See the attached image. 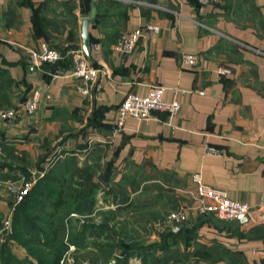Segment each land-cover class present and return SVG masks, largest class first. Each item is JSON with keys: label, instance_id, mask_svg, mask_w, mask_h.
Here are the masks:
<instances>
[{"label": "crops", "instance_id": "0c3cea01", "mask_svg": "<svg viewBox=\"0 0 264 264\" xmlns=\"http://www.w3.org/2000/svg\"><path fill=\"white\" fill-rule=\"evenodd\" d=\"M71 1L0 0V66L24 99L40 93L36 113L17 111L1 134L36 156L43 174L57 158L53 154L64 150L108 168L106 189L113 192H138L133 185L141 175L166 187L197 190L191 177L195 174L232 200L260 206L264 0H198L200 6L197 0H84L85 15L77 8L83 0ZM83 18L92 20L90 46L98 47L90 48L88 58L100 69L93 83L71 75L69 55L67 67L63 58L60 68L34 64L32 54L44 45L81 46ZM148 24L159 31L146 30ZM135 28L142 36L133 52L123 56L113 45L123 32ZM183 54L196 55L198 64L182 66ZM219 66L229 73L220 75ZM153 85L164 88L163 100L177 102L178 111L128 118L119 128L116 111L123 99L129 94L146 96ZM116 197L112 194L108 202L118 204ZM27 205L24 212L31 222L23 241L29 244L13 239L10 247L18 260L40 264L30 249H45L37 240L45 236L41 208L48 203ZM11 207L0 201L1 213H10ZM71 215L69 244L93 253L85 240L96 232L102 238L106 230L96 224H90L95 229L83 227V217ZM237 230L240 234L217 231L212 223L199 225L200 241L214 248L210 264H264V225ZM207 261L202 259V264Z\"/></svg>", "mask_w": 264, "mask_h": 264}, {"label": "rangeland", "instance_id": "374dc122", "mask_svg": "<svg viewBox=\"0 0 264 264\" xmlns=\"http://www.w3.org/2000/svg\"><path fill=\"white\" fill-rule=\"evenodd\" d=\"M77 8L79 9V5ZM149 25L156 26L159 31V27L157 25L148 24V26ZM145 29L148 30L147 28ZM136 30L141 31L140 28H135L131 31L123 32L122 34H131ZM115 45L116 43L113 45L114 49ZM130 54L122 55L128 56ZM197 64L198 57L193 66H196ZM220 67L226 68L229 73V69L227 67L219 66L218 69ZM1 79L4 80L0 76V83L2 84L0 85V126L4 127H0V129L4 130V128L6 129L8 126L7 123L14 118L17 111L24 110V103L27 98L24 99V95L20 92V90L17 91L13 85H10L11 87L9 86V88L4 90L6 88L7 81L4 82ZM39 95L40 93L35 91L29 98L35 96L39 98ZM37 105L38 100L34 106L35 111L31 116L36 113ZM15 139L19 141L23 140L21 137H17ZM1 140L3 143H0V201L5 202L7 205H13V207H11L10 213H2L5 231L2 236L0 235V243L5 240V235L7 236V234L11 232V216L15 211V206L22 201L19 197L20 192L26 188L28 184L33 182L30 186L31 188L34 185L35 180L40 176L46 175L48 169L53 167L55 163L61 161L60 164H57V166L58 168H62L64 166L62 161L66 160L65 158L69 156H73L74 158V160H66L67 162H65V166L71 170V172L66 175H61L60 177L54 176L57 179L53 180V184L60 183L59 181L62 180L61 186L64 193L66 192L65 194H67L66 196L68 199L71 198L70 194L73 192L72 189H76L80 183L90 185L91 182L95 183L98 180V174L96 175V171H93V175L87 178H85L84 174L77 173V166L79 167L80 165L88 164L86 158H84L82 154L77 156L78 154L64 151L62 154L57 156L55 161H52V163L47 166L43 174L40 169L41 162H39V159H37L36 156H32L26 149H23L22 145H20L23 142L18 143L20 145L19 147L15 142H12V139H3L0 131V142ZM3 145L10 148L13 147L14 149L12 152L5 151L6 147H3ZM72 164L73 167L71 166ZM91 166L94 165L92 164ZM94 168H96V166H94ZM194 175L191 177L197 190L189 187H166L164 182L154 183V181L151 182L148 179L145 180L146 177H143L142 175L138 177L136 183L135 180L133 181V183H135L133 187L135 186L138 192H135V190L123 192L117 188L114 192L110 191V189H106L104 192L103 190L98 189L94 194L96 205L93 207L94 210L92 209V214H90L91 216L93 215V217L86 218L85 214L78 216L83 217L82 221L86 220L88 224H96L98 226L104 224V220L107 219L109 221L108 224L111 231L106 230L105 235L104 237L102 236V238L99 236L100 234L96 232L94 233V236H90L85 240L87 242L86 245H88L93 253L82 251L81 247H79V251H77L74 247L72 252V257L74 259L73 264H104L106 261L109 262V264H154L156 263V260H159L157 264H187L188 262L189 264H202V261H193V259H189V256L184 254L186 251H194L195 246L193 245L189 249H186V246L181 239L177 240L178 242L174 241V243L167 246L165 249L161 248L160 245L162 242L161 240L168 237H164V235L173 229L175 225L170 228L162 229V227L159 226V223L165 221L172 213L176 211L183 212L187 218V220L183 222L186 223V226L196 224L202 217L213 215L210 213L201 216L197 215V208L200 206V198L198 194V186L193 179ZM128 177L130 180L131 176ZM112 194L116 195V198L120 200L118 204L108 202V200H111ZM70 200V207L73 208V197ZM71 216L72 215H70V218H72ZM198 218L200 219L197 221ZM65 219L64 221H66ZM87 219L89 220L87 221ZM67 223L70 230L68 232L66 231V234L69 235L64 234L65 237H63V239L68 242V237L70 239L72 232L71 224L73 223L71 221ZM262 224L264 225L261 221L250 223L248 225H244L243 223L241 227H254ZM113 238L115 240L112 241ZM22 239H24V237H17L15 238V241L20 244L22 243ZM120 240L126 244H138L139 247L147 246L156 242L159 246L151 248L148 252L144 251L143 253H138L135 251L130 253L127 257H122L120 254L115 252V250L119 248L118 241L120 242ZM198 240H202V237H199ZM42 249L43 248H41V251L30 249L33 257L38 258L40 263H43L44 259L48 257L49 252L48 249ZM176 250H179V255L174 253ZM177 257L180 259L179 261H177ZM210 263H212V260L207 261L205 264Z\"/></svg>", "mask_w": 264, "mask_h": 264}, {"label": "trees", "instance_id": "16d2710c", "mask_svg": "<svg viewBox=\"0 0 264 264\" xmlns=\"http://www.w3.org/2000/svg\"><path fill=\"white\" fill-rule=\"evenodd\" d=\"M71 1V0H70ZM198 1V0H197ZM72 2V1H71ZM83 0L82 2L80 1L79 7H80V12L85 15L87 12V4ZM198 6H200L199 1L197 2ZM64 48V49H63ZM62 48V52H65V55L62 56L63 62L62 65L65 67L68 66V63H65V60L68 59V54L66 52V49L69 48V46H65ZM43 65L50 67L53 66V68H60V65H54V63H44ZM0 76L4 79L2 81H7L6 90L9 88V86L13 85L12 79H10L4 69L0 66ZM0 85H2L0 83ZM10 86V87H11ZM3 139H7V137L4 134H1ZM0 143H3L2 140ZM1 147V145H0ZM3 147H6L5 151L12 152L13 147H7L3 145ZM64 150L60 151L59 153L53 154V157H57L58 155L62 154ZM56 159V158H55ZM66 160H74L73 156H69L65 158ZM66 160L62 161L63 162V167L58 168L57 164L60 162L55 163L53 167L48 169L46 175L40 176L35 180L34 185L23 195L22 201L19 202L15 207V211L13 212L11 216V232L5 235V240L0 243V264H32L27 260H18L14 254L11 251L10 247V242L15 240L17 237H23L24 230L28 225L30 224L29 222L30 219L28 217V214L24 212V208L26 207L25 205L28 204V202L31 201H36L41 200L42 202L45 201L48 203L47 206H42V211L45 212L44 218L46 219V224L44 228V238L41 240L39 238L37 241L40 243L41 246H43L45 249H48V257H46L43 261V263L40 264H59L60 260L63 258L66 250L68 249V246L70 245L69 242H71V237L69 239L68 237V242L63 239L65 237L64 234H66V224L70 218V215L72 213L81 215L85 214L86 218L88 217H93L90 214L93 212V207L96 205L95 204V199H94V194L95 192L100 189L103 190L104 192L106 191V187L109 181V170L108 168H100L99 165L93 164L96 166H91L92 164H85V165H80L79 167L77 166L76 171L78 174H84L85 178L90 177L93 175V171H96V175L98 174V180L97 182H91L89 184L85 183H80L76 189H72V193L70 194V197H73V204L74 207H70L71 203V198H67V194L64 193V190L62 189V180L59 181L60 183L53 184V180L57 179L55 178L60 177L61 175H66L67 173H70L71 170H69L65 165ZM73 167V164L71 165ZM55 176V177H54ZM54 177V178H53ZM109 190V189H107ZM111 191V190H110ZM109 191V192H110ZM112 193V192H110ZM28 206V205H27ZM93 209V210H92ZM98 212V211H97ZM90 215V216H89ZM69 217V218H68ZM84 217V218H85ZM2 213L0 212V235L2 236L4 233V224L2 220ZM67 218V219H65ZM64 219L66 221H64ZM200 218L197 219V221ZM89 219H87L88 221ZM104 224L99 225V228H102L104 230H110L108 220H104ZM86 220L84 221L83 227H88L90 226L91 228L95 229L93 225L88 224ZM215 230L221 231V232H227V233H235V234H240V231L237 229H229V230H221L217 227H215ZM69 235V234H66ZM61 237V239H60ZM193 237V238H192ZM200 237L199 235V225H196L193 228L187 227L183 229L182 231L178 233H172L170 236H168L165 239H162L161 241V248L165 249L167 246H170L174 241H177L181 239L186 246V249L190 248L191 246H195L194 251H186L184 254L189 256V259H193L194 261H202L204 260H211L214 258L213 252L211 251L212 246L207 245L198 238ZM36 241L35 239H33ZM115 240L114 238L112 241ZM22 243L25 245L29 244V240L23 241L21 240ZM178 242V241H177ZM159 244L153 243L149 244L147 246H141L139 247L138 244H126L122 240L120 242L118 241V247L115 252L117 254H120L122 257H127L130 253L137 251L138 253H143L144 251L148 252L151 248H156L158 247ZM178 251V252H177ZM175 254L177 253L179 255V250H176L174 252ZM180 257V256H178ZM177 257V258H178ZM180 259L178 258L177 261ZM122 261V260H121ZM120 261V263H121ZM159 261V260H158ZM156 260L157 264L158 262ZM107 262V261H106ZM104 264H109V262ZM165 262V261H164ZM94 264V263H91Z\"/></svg>", "mask_w": 264, "mask_h": 264}, {"label": "built area", "instance_id": "2783aa9c", "mask_svg": "<svg viewBox=\"0 0 264 264\" xmlns=\"http://www.w3.org/2000/svg\"><path fill=\"white\" fill-rule=\"evenodd\" d=\"M212 1L213 0H203L204 3H210ZM146 28L151 32L158 31V28L153 25H147ZM140 36V30H136L131 34H121L116 42L115 49L123 55L130 54L140 39ZM91 47L93 49L98 48L95 44L90 46V48ZM62 48L63 46L55 45L47 47L44 45L39 53L32 54L34 64L36 66H41L44 63H55L62 58ZM66 52L71 60V75L93 83L100 74V70L92 66L81 46L78 45L77 48L69 47L66 49ZM196 59V55L186 54L182 56L181 64L193 67ZM218 73L220 75H225L228 73V70L220 67ZM163 90L164 88L162 86L153 85L149 88L146 96H139L136 94L127 95L116 111L118 127H122L128 118L139 120L148 119L152 117L153 113L156 111H166L170 114H175L179 109V104L177 102H165L162 98ZM37 100L38 98L35 96L27 98L25 101L24 111L28 116H31L35 111L34 106ZM193 179L198 186V194L200 198V206L197 208V215L201 216L210 213L215 215L221 221H231L247 217L248 219L244 225L255 223L257 221L264 223V201L258 207H250L243 202L230 199L223 190L203 184L198 175H194ZM32 183L28 184V186L20 192V199H22L23 195L30 189ZM186 220V215L183 212L176 211L165 221L159 223V226H161L162 229H166L173 227L176 224L183 223ZM73 250L74 247L69 245L59 264H73Z\"/></svg>", "mask_w": 264, "mask_h": 264}, {"label": "water", "instance_id": "95a60500", "mask_svg": "<svg viewBox=\"0 0 264 264\" xmlns=\"http://www.w3.org/2000/svg\"><path fill=\"white\" fill-rule=\"evenodd\" d=\"M92 22L91 19L89 18H83L81 21V37H82V45L81 48L83 49L84 53L86 56L91 59V50H90V45H91V37L89 33L88 26ZM78 46H72L71 48H77ZM65 55V52H62V56ZM61 63V60H58L54 63V65H59ZM247 217H244L242 219H234L231 221H220L216 216L214 215H209L202 217L196 224H190L187 225L190 228L195 227L196 225L204 224V223H212L215 227L221 229V230H229V229H239L243 223L247 221ZM186 223H179L174 226L173 229L168 231L164 237L169 236L172 233H178L185 229Z\"/></svg>", "mask_w": 264, "mask_h": 264}]
</instances>
